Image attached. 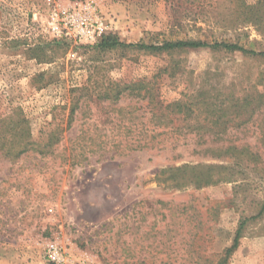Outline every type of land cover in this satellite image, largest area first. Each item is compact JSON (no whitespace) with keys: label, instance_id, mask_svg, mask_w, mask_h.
Here are the masks:
<instances>
[{"label":"rangeland","instance_id":"rangeland-1","mask_svg":"<svg viewBox=\"0 0 264 264\" xmlns=\"http://www.w3.org/2000/svg\"><path fill=\"white\" fill-rule=\"evenodd\" d=\"M104 35L264 53V0H0V149L34 144L0 150V264H43L48 243L69 264H264V61ZM147 90L194 105L164 128Z\"/></svg>","mask_w":264,"mask_h":264},{"label":"trees","instance_id":"trees-1","mask_svg":"<svg viewBox=\"0 0 264 264\" xmlns=\"http://www.w3.org/2000/svg\"><path fill=\"white\" fill-rule=\"evenodd\" d=\"M98 49L101 51H112V50H117V49H134L139 52H143L145 54L149 55H158L161 53H173L177 51H186V50H197V49H209L211 51H223L227 53H240L245 56H250V57H256L259 59H262L264 61V53L263 52H256L252 49L245 48L243 46H240L238 44L234 43H225V42H214V43H207L203 42L200 40H176V41H163L160 44H144V43H137V44H126L117 39V37L113 35H104L102 38L99 40V43L97 44ZM50 62V61H48ZM141 85L139 83L135 84H127L123 85L122 89L117 86V91H111V95L108 93L102 95V99H111L112 102H117L124 94V92H129L130 95L133 96H140L141 95ZM145 94H148V104L149 105H154V107H157L160 111L159 116L153 114V116L157 117L160 120L159 125L163 126L164 128H167L168 126H171L174 122L173 117L177 116V114H189L192 110V107L194 105V100L189 98L186 102L182 101H175L166 104L165 106H159V101H155L153 99V96L151 95L149 97V90L145 92ZM144 94V95H145ZM112 96V97H111ZM205 102V101H204ZM154 103V104H153ZM20 114L17 112L16 117H18V120L11 124L10 129L8 133H11L13 136L17 135V132H15L16 126L24 123L23 118H19ZM162 130L161 132H163ZM15 132V133H14ZM24 136V135H22ZM175 142V141H174ZM54 144L52 139H49L47 143L44 145L46 148H50L51 145ZM34 145L31 141H25V140H18V143H15V141H10L9 143L1 146V151L4 154L5 157H9L12 159H16L19 155L24 154L27 151L32 150V146ZM7 146V147H6ZM143 146H149V141L144 142ZM189 169H194V167H190L188 165H184L180 168H167V172H177L181 170H189ZM164 171L161 170V173ZM196 180H199L198 184H201V178L194 176ZM210 179H206V183H209ZM174 185L176 187H182L187 185V183H193L191 181L185 182V181H174ZM197 183V182H195ZM264 210V206L262 207L261 211ZM247 222V219H244L243 221L239 222V226L235 232V236L233 239V242L230 247L225 249L224 251V256H229L231 255L238 247V242L241 237V233L243 230V227L245 226ZM219 264V263H218ZM220 264H223V261L220 262Z\"/></svg>","mask_w":264,"mask_h":264},{"label":"built area","instance_id":"built-area-1","mask_svg":"<svg viewBox=\"0 0 264 264\" xmlns=\"http://www.w3.org/2000/svg\"><path fill=\"white\" fill-rule=\"evenodd\" d=\"M43 264H69L62 249L55 243H48L42 255Z\"/></svg>","mask_w":264,"mask_h":264}]
</instances>
